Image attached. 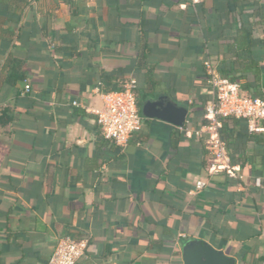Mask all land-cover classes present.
<instances>
[{"label":"crops","instance_id":"obj_1","mask_svg":"<svg viewBox=\"0 0 264 264\" xmlns=\"http://www.w3.org/2000/svg\"><path fill=\"white\" fill-rule=\"evenodd\" d=\"M243 26L264 70V0H0V264H49L64 238L85 241L75 264H183L190 239L263 263L264 130L233 179L208 174L204 137L141 115L120 148L92 111L121 71L141 105L164 97L198 125L203 63L228 64Z\"/></svg>","mask_w":264,"mask_h":264},{"label":"built area","instance_id":"obj_2","mask_svg":"<svg viewBox=\"0 0 264 264\" xmlns=\"http://www.w3.org/2000/svg\"><path fill=\"white\" fill-rule=\"evenodd\" d=\"M203 69L211 96V100L203 109L202 119L206 123L198 129H190L185 125L179 129L188 138L204 137L210 156L207 168L209 175L224 174L228 178L240 179V168L231 163L226 144L221 138V119L227 117L243 119L249 132L260 133L264 130L262 125L264 99L250 96L239 83L218 75L209 60L204 61ZM135 88L136 81L130 79L124 83L122 90L102 94L103 106L92 110L103 137L120 148H124L132 136L141 131L143 125L144 119L136 104ZM28 89L29 86L26 85L25 90ZM205 185L204 181L199 180L195 182L194 188L200 191ZM85 246L83 240L60 239L49 259V264H75L83 256Z\"/></svg>","mask_w":264,"mask_h":264},{"label":"trees","instance_id":"obj_3","mask_svg":"<svg viewBox=\"0 0 264 264\" xmlns=\"http://www.w3.org/2000/svg\"><path fill=\"white\" fill-rule=\"evenodd\" d=\"M242 32H237L233 38V42L230 46L232 56L228 64L225 61H221L216 64L215 70L218 75L223 78H227L231 82L239 83L241 88L249 93L254 98L264 99V82L260 83V76L264 71L260 66V62L255 60L252 56L253 39L252 32L248 26H243ZM13 61L6 62L5 68L11 65ZM20 64V62H15ZM15 67L14 65H11ZM6 70V69H5ZM13 70V69H12ZM10 72L7 77L8 83H13L17 80H24L25 76L22 73ZM16 75V76H15ZM123 75V72H102L99 76V88L104 93L117 92L123 89L124 83L119 78ZM136 104L140 112L141 102L138 98L139 91L137 89V82L135 88ZM221 138L226 144V148L231 157V163L236 164L239 162L237 159V152L244 149V145L253 140L256 134L249 132L247 123L243 119H236L234 117L222 118ZM206 121H202L198 125L186 124V127L192 129H198ZM184 135V134H183ZM106 139V138H104ZM108 140V139H106ZM263 140V139H261ZM179 141V140H177ZM176 141V143H177ZM205 154L209 157V152L205 146ZM262 263V261H261ZM260 263V264H261Z\"/></svg>","mask_w":264,"mask_h":264},{"label":"water","instance_id":"obj_4","mask_svg":"<svg viewBox=\"0 0 264 264\" xmlns=\"http://www.w3.org/2000/svg\"><path fill=\"white\" fill-rule=\"evenodd\" d=\"M141 115L147 119L160 120L181 128L186 123L188 110L176 103L158 97L141 105ZM183 264H236L234 257L226 255L201 240H186L181 246Z\"/></svg>","mask_w":264,"mask_h":264}]
</instances>
